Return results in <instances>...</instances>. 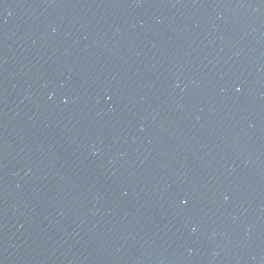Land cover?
Returning <instances> with one entry per match:
<instances>
[{"label": "water", "instance_id": "obj_1", "mask_svg": "<svg viewBox=\"0 0 264 264\" xmlns=\"http://www.w3.org/2000/svg\"><path fill=\"white\" fill-rule=\"evenodd\" d=\"M0 264H264V0H0Z\"/></svg>", "mask_w": 264, "mask_h": 264}]
</instances>
